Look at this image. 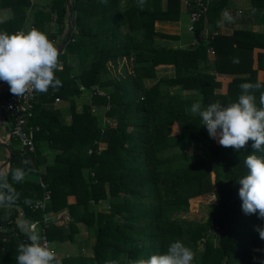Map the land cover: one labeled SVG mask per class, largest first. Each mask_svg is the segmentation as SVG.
I'll return each mask as SVG.
<instances>
[{"label":"trees","instance_id":"obj_1","mask_svg":"<svg viewBox=\"0 0 264 264\" xmlns=\"http://www.w3.org/2000/svg\"><path fill=\"white\" fill-rule=\"evenodd\" d=\"M250 1L264 11V0ZM44 2L34 9V0H0V9L12 13L0 22V32L22 31L33 10L23 33L38 30L57 48L67 30L66 0ZM195 2L187 3L190 16L197 11ZM180 3L146 0L141 10L137 0H71L72 30L55 72L62 86L36 93L28 122L35 150L21 155L17 143L10 144L7 182L18 193L11 204L37 222L41 241L45 236L51 247L75 243L79 224L93 236L89 256L77 253L56 259L59 264H134L165 253L176 240L193 251V264H264V240L254 230L264 220L243 213L237 183L247 173L246 156L264 152L254 150L252 141L239 151L220 146L191 113L194 102L226 106L237 101L242 83H264V34L217 32L187 48H168L161 40L177 37L158 32L155 23L178 22ZM225 3L209 0L193 31H218ZM120 63L123 73L116 76ZM161 69L174 75L158 78ZM217 76L230 78L223 93L217 94L222 86ZM255 96L259 106V92ZM195 144L202 153L192 161L186 151L169 153ZM44 149L54 152L52 162ZM17 167L25 169L19 183L11 175ZM210 195L215 203L204 222L177 218L192 200ZM69 196L75 203H68ZM101 202L108 203L107 211L94 209ZM64 211L67 223L58 226ZM18 220L16 209L0 208V264H16L18 244L28 242Z\"/></svg>","mask_w":264,"mask_h":264},{"label":"clouds","instance_id":"obj_2","mask_svg":"<svg viewBox=\"0 0 264 264\" xmlns=\"http://www.w3.org/2000/svg\"><path fill=\"white\" fill-rule=\"evenodd\" d=\"M145 3L146 0H137V7L143 10ZM222 18L225 22L235 20L227 9L222 12ZM60 55L48 37L38 30L0 32V81L6 82L11 94L19 97L33 92L47 93L50 88L58 90L62 82L55 72L61 70ZM239 87L241 94L236 102L225 106L217 101L202 106L197 101L191 105V113L199 117L200 125L206 127L209 136L220 146L239 151L252 141L254 150L264 152V83H242ZM256 92H259V106ZM244 164L247 173L237 181L242 211L264 220V156L247 155ZM11 175L15 182H22L25 169L17 167ZM17 198L18 193L8 187L6 177L0 176V206H8ZM254 230L264 240V225H256ZM15 259L16 264H59L55 253L42 244L35 233L28 236V242L18 244ZM193 261V251L176 240L165 253L151 255L134 264H193Z\"/></svg>","mask_w":264,"mask_h":264},{"label":"crops","instance_id":"obj_3","mask_svg":"<svg viewBox=\"0 0 264 264\" xmlns=\"http://www.w3.org/2000/svg\"><path fill=\"white\" fill-rule=\"evenodd\" d=\"M188 1L189 0H181V3H180L181 17L178 22L161 21V22L155 23V28L158 32L177 37V39L175 40H161L162 45L168 48H173V49L187 48V47L197 44L198 41H203L205 38H208L212 34H216L217 32H219L220 34L224 36H231L233 32L238 29H244L247 31H253V32L264 34V11L263 9L253 8L250 0H225L226 1L225 9H227L235 17V20L233 22H225L222 18V13H221L220 27L218 31H214L210 27H206L200 32L196 33L193 31L194 23L191 21L189 12L187 10ZM34 4L35 5L33 6V8L36 9L37 6L39 5L45 6L47 3L44 2V0H34ZM32 12L33 10H30L27 13V20H26L24 29L28 30V28L31 26ZM237 13H240V15L237 16L236 15ZM11 17H12V13L10 10L0 9V22H4ZM185 28H187L186 31H185ZM190 28H192V31H190ZM24 29L21 32H23ZM186 32H192L193 39H194L193 41H190L189 37L185 35ZM256 52L257 51H255V55H256ZM209 59L210 60L214 59L212 52H209ZM222 78L227 79L228 77L223 76ZM260 78L263 79L262 72L259 73V80ZM5 86H7L8 89L6 92H2V88H5ZM8 93H10L9 85L6 82H2L0 84V100L4 99V96ZM58 102L59 101H57V103ZM56 105L59 106L58 104ZM60 106L63 107L65 106V104L62 103ZM43 151L46 157L48 158V161L52 162L53 157H54V152L48 149L47 150L44 149ZM44 170H45V165L40 167L41 173H44ZM67 201L69 204H73L75 203V197L69 196ZM66 217H68V214L66 211L60 213L58 216L59 221L56 223V225L58 226L66 225L67 223ZM83 228H85L84 225L82 224L78 225V233L75 235V241H76V238L83 232ZM86 233L88 234L87 230H86ZM54 243H57L58 246L62 245L60 247V251H57V249H55L56 254H58V258L56 257L57 260H60L63 257L72 255L70 254V247H67L70 242H68V244L67 242L65 243L54 242ZM75 243H70V244H75Z\"/></svg>","mask_w":264,"mask_h":264},{"label":"rangeland","instance_id":"obj_4","mask_svg":"<svg viewBox=\"0 0 264 264\" xmlns=\"http://www.w3.org/2000/svg\"><path fill=\"white\" fill-rule=\"evenodd\" d=\"M187 30V28H185V31ZM25 32L27 31V29L24 30ZM187 37H189L190 41H193V35L192 32H186L185 34ZM124 68V67H123ZM116 74V76H118L119 73H123L122 70V64L120 63V65L118 66V69L116 70V72H114ZM156 76L158 78L161 77H170L174 75V71L171 69H161V70H157L155 72ZM262 78H260L261 80ZM216 80L218 82L221 83V87H219V89L217 90V94L222 92V91H226L227 89V85L230 82V78L226 79V78H222V76H217ZM262 81V80H261ZM7 86H5V88H2V92H6L7 91ZM177 92H180L182 94H185L182 91H178V89L176 90ZM223 93V92H222ZM187 96V95H186ZM88 101V96H84L82 101L83 103ZM56 104H58L59 106L62 104V102H56ZM5 115H7V113L5 112ZM5 125L8 124V121H4ZM4 125V126H5ZM2 136L5 134L4 130L1 129V133ZM100 148H105V146H101ZM179 150V151H177ZM177 150H173V151H169V153H173V152H181V151H186V155L189 156L188 160L192 161L193 159L191 158L192 156H197L199 157L202 153L201 150V145L200 144H195V146H189V148H182L180 147ZM6 151L4 149H2L0 147V161H4L6 159ZM215 203V198L214 196L210 195L207 197H201L199 199L196 200H192L189 204V209L187 213L184 214H178L177 218L180 219H184L187 221H195V222H204L207 218V212L209 211V207L210 205ZM108 208V203L107 202H101L100 204H98L97 206L94 207V209L96 211H107ZM35 234L38 235L37 231H35ZM94 238L93 236H91L90 234L86 233V228H83V232L76 238V243L75 244H68L67 247H70V254L75 255L77 253H82L86 256H89L91 254V247L93 244ZM62 246V245H61ZM58 246L57 243L53 244V248L57 249V251H60V247ZM59 253V252H57ZM56 257L58 258V254H56ZM61 264H63L61 262Z\"/></svg>","mask_w":264,"mask_h":264},{"label":"built area","instance_id":"obj_5","mask_svg":"<svg viewBox=\"0 0 264 264\" xmlns=\"http://www.w3.org/2000/svg\"><path fill=\"white\" fill-rule=\"evenodd\" d=\"M195 3L197 11L193 12L190 16L192 22H195L201 15H204L207 12L209 0H196ZM20 32L21 31L18 33ZM35 98V92L26 94L23 97L13 95L10 92L8 96L2 100V105H0L2 111L7 113V117L10 120V127H7L8 130L3 136L0 134V139L9 145L12 142H16L21 155H24L27 152L33 153L35 150L34 141L31 135L32 129L28 125L29 119L32 116ZM57 101L58 99H56V102ZM48 199L49 193H45L43 201L45 202ZM44 202L41 204L42 207ZM37 225V222L32 221L29 225V231L34 233ZM41 243L49 247L55 253V249L51 247L50 242L45 236L42 237Z\"/></svg>","mask_w":264,"mask_h":264},{"label":"water","instance_id":"obj_6","mask_svg":"<svg viewBox=\"0 0 264 264\" xmlns=\"http://www.w3.org/2000/svg\"><path fill=\"white\" fill-rule=\"evenodd\" d=\"M66 5L68 8L67 11V30L64 34L63 40L61 41V43L59 44V46L57 47V49L62 53L63 48L70 36V32L72 30V7H71V0H66ZM3 81H0V84ZM1 129L4 130V132H6L8 130V128L6 126L3 125V112L2 109L0 107V133H1ZM0 146L6 151V159L4 161H0V176H4L6 177V183L8 182V177H9V170H10V164H11V159H12V152L10 150V145L3 142L0 139ZM0 208H12V209H16L19 212V220H18V228L20 230L21 233L25 234L26 236H29L30 234H32L29 231V225L32 223L31 220L27 219L25 217V212L23 210L22 207L15 205V204H10L8 206H0Z\"/></svg>","mask_w":264,"mask_h":264}]
</instances>
